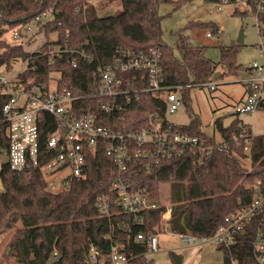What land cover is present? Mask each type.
I'll list each match as a JSON object with an SVG mask.
<instances>
[{
  "label": "trees",
  "instance_id": "16d2710c",
  "mask_svg": "<svg viewBox=\"0 0 264 264\" xmlns=\"http://www.w3.org/2000/svg\"><path fill=\"white\" fill-rule=\"evenodd\" d=\"M189 1L100 0L98 4L95 0H0V67L9 68L14 60L23 58L27 65L20 72L21 77L36 76L44 82H49L56 72H60L59 85L83 97L79 101L83 106L81 112H100L97 107L100 97L94 96L98 68L110 63L119 49L157 50L166 84L185 86L182 92L185 103L188 101L186 91L193 84L208 83L214 75L221 77L222 73L217 71L219 65L224 66L228 74H238L243 66L236 59L240 43L220 45L221 59L215 62L206 56V45H192L181 35L183 56H176L173 46L163 39V15L158 8L162 3H171L173 10H177ZM204 1L217 3L223 0ZM249 3L253 4V0ZM110 4L116 5L114 12L100 15L99 10ZM51 6L55 8L54 18L41 24L39 29L48 38L51 32H56L57 37L46 39L38 51L30 52L23 43L10 42L5 37L8 31L21 30ZM233 13L248 15L247 10L236 9ZM191 24L194 25L189 22ZM200 24L214 31L218 27L213 21ZM259 28L264 37V25ZM52 45L68 48L55 63L50 61ZM74 56L78 58L76 67L70 62ZM6 99L7 95H0V146L4 148L8 145L7 123L2 116ZM261 105L264 108V99ZM155 111H160L168 121L166 103L143 92L128 105L123 118L102 114L103 123L123 132L147 128ZM198 118L191 117L190 124H177L174 128L206 138L212 152L205 155L202 162L195 155L186 153L165 158L152 169L144 166L143 159L130 163L127 174L132 186L146 190L151 198L161 202L157 208L143 213V222L120 211L116 204L112 216H100L96 201L101 194L111 192L115 167L104 146L88 155L87 176L72 179L69 187L59 192L48 189L38 168L13 170L8 163L2 162L0 235L12 232L7 244L10 253L6 252L5 257H14L20 264H87L91 248L96 247L101 255L113 249L132 252L134 257L129 264H154L146 255L147 235L161 232L160 221L166 210V203L160 198L163 183L170 185L167 197L172 204L171 231L198 236L213 234L226 215L250 202L256 192L254 184L257 181L264 183V134L251 135L249 124L238 117L226 127L218 121L223 144L201 129ZM244 129L252 139L250 169L240 160L247 156L243 145L238 146L233 139L234 134H240ZM139 234L145 235L144 240L137 241ZM223 252L222 262L208 264H233L235 259L241 264H254L247 244Z\"/></svg>",
  "mask_w": 264,
  "mask_h": 264
},
{
  "label": "built area",
  "instance_id": "2783aa9c",
  "mask_svg": "<svg viewBox=\"0 0 264 264\" xmlns=\"http://www.w3.org/2000/svg\"><path fill=\"white\" fill-rule=\"evenodd\" d=\"M219 4L231 5L233 11L247 10L259 27L264 25V0H253V4L249 0H223L217 2L216 7V10L222 11L223 7ZM54 9L51 6L43 11L21 30L29 32L34 27L39 29L41 24L54 18ZM21 30L16 28L14 32L19 35ZM221 34L222 29L219 27L215 31L210 29L205 32L208 38H219ZM258 50L264 56V37L258 44ZM67 51L66 46H50V61L55 63ZM80 54L87 57L82 51ZM70 62L73 67L78 66L76 56ZM244 68L248 73L242 79L246 86V99L236 108L237 113L263 108L264 62L255 60ZM20 72L16 77L9 71L0 72V95H7L6 102L2 105V116L8 130V145L6 148L0 146V155L9 156L8 164L13 170L38 168L48 189L59 192L67 189L72 179L87 176L88 155L104 146L106 153L113 158L115 167L112 170L111 192L101 194L96 201L102 217L112 216V208L116 204L120 211L143 222L146 210L161 205L146 190L132 186L127 174L130 163L143 159L144 166L152 169L165 158L191 153L202 162L203 157L212 152V146L207 144L206 138L175 129L174 125L177 123L169 119L166 121L160 111L152 114L149 127L129 132L115 130L103 123L102 114L119 118L128 105L143 92L162 99L166 103L167 116L184 105L182 92L185 86L166 84L157 50L147 52L119 49L110 63L98 68L94 96L100 97L97 105L100 112H81L83 106L79 101L83 97L59 85L57 77L60 72H56L49 82L38 80L36 76L23 78ZM208 84L212 90L217 86L215 80ZM251 135L244 129L242 133L233 136L238 146L243 145L247 156L251 152ZM219 140L224 144L222 136ZM254 188L256 192L250 202L226 215L213 234L198 236L182 232L178 233L180 239L199 246L212 243L223 250L247 244L252 262L264 264V183L257 181ZM164 203L166 210L161 220L166 225L165 229L171 231L169 218L172 204ZM144 238V234H139L136 239L142 241ZM147 243L149 247L146 255L157 253L160 245L158 233H149ZM133 257L132 252L117 249L101 255L96 247H92L87 264H129ZM53 258H57L56 252L53 253ZM234 262L240 263L238 259L233 260V264Z\"/></svg>",
  "mask_w": 264,
  "mask_h": 264
},
{
  "label": "rangeland",
  "instance_id": "374dc122",
  "mask_svg": "<svg viewBox=\"0 0 264 264\" xmlns=\"http://www.w3.org/2000/svg\"><path fill=\"white\" fill-rule=\"evenodd\" d=\"M99 4L100 0H95ZM223 7L222 11L216 10L217 3H209L204 0H191L181 8L173 10L171 3H162L159 5V13L163 15L161 26L163 30V39L173 46L178 58L183 56V47L181 41L185 36H189L192 45H206V56L215 62L221 59L220 45L238 44V37L241 29L243 30V42L240 43L237 54V63L244 67L255 60L263 63L264 56L258 50V44L262 40L260 28L255 19L251 16H239L233 13V6L219 4ZM116 5L110 4V7L100 9L99 14L113 13ZM172 12L171 14H168ZM216 22L222 29L219 38H208L205 35L206 30H210L200 23ZM189 22L194 25H189ZM15 29H11L5 34L10 42L23 43L24 47L32 52L36 51L46 39L56 38V32H51L49 38L43 31L33 28L32 31L23 32L16 35ZM195 45V46H196ZM27 62L23 58H18L12 62V65L0 67V72L11 73L13 77L26 67ZM239 69L238 74H228L226 68L222 65L217 67V71L222 73L218 76L217 86L210 89L209 82L204 84H193L186 91V100L182 107L175 113L168 114L171 122L186 125L190 124L191 117H199L201 129L208 135H213L217 140L221 133L218 127V121L226 127L235 118H240L244 123L249 124L254 135L264 134V108H257L253 112L236 113V108L246 99V86L242 79L248 75L244 67ZM242 164L250 169L251 160L249 156L240 158ZM2 161L0 160V171ZM170 185L163 183L160 186V198L168 202V190ZM163 220L160 221V230L158 233L160 245L159 251L154 255L148 254L147 258L152 259L154 264H174L173 254H182L183 264H208L219 263L224 260V252L212 243L196 245L184 242L180 239L178 233L165 229ZM164 228V229H163ZM12 232L0 235V264H20L14 257H5L6 252L10 250L7 246ZM10 253V251H9ZM234 264H240L234 262Z\"/></svg>",
  "mask_w": 264,
  "mask_h": 264
},
{
  "label": "water",
  "instance_id": "95a60500",
  "mask_svg": "<svg viewBox=\"0 0 264 264\" xmlns=\"http://www.w3.org/2000/svg\"><path fill=\"white\" fill-rule=\"evenodd\" d=\"M243 38H244V35H243V30L241 29L240 31V35L237 39L238 43H242L243 42ZM214 79H217L218 76L217 75H214L213 77ZM0 159L2 160V162L4 163H8L9 162V156L6 155V154H2L0 155ZM10 251V250H9ZM9 251L7 252L9 254ZM183 255L182 254H178V253H174L173 254V259H174V264H182L183 263Z\"/></svg>",
  "mask_w": 264,
  "mask_h": 264
},
{
  "label": "crops",
  "instance_id": "0c3cea01",
  "mask_svg": "<svg viewBox=\"0 0 264 264\" xmlns=\"http://www.w3.org/2000/svg\"><path fill=\"white\" fill-rule=\"evenodd\" d=\"M185 38L186 39H188L189 40V36H185ZM190 41V40H189ZM190 43H191V41H190ZM196 45V44H195ZM203 45V44H202ZM213 80H215V79H213ZM216 81V80H215ZM217 82V81H216ZM246 92V91H245ZM184 259V258H183ZM183 264V263H182Z\"/></svg>",
  "mask_w": 264,
  "mask_h": 264
}]
</instances>
